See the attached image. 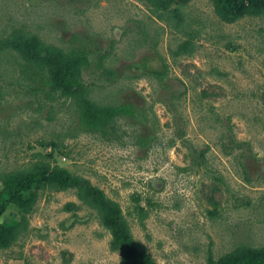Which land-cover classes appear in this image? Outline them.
<instances>
[{"label": "rangeland", "instance_id": "374dc122", "mask_svg": "<svg viewBox=\"0 0 264 264\" xmlns=\"http://www.w3.org/2000/svg\"><path fill=\"white\" fill-rule=\"evenodd\" d=\"M187 37L138 0H0V38L24 27L66 51H86L91 97L130 105L103 136L85 132L72 101L51 92L15 52L0 55V174L38 153L120 203L158 264H208L264 246V20L222 22L209 0L184 9ZM54 140L58 149L42 147ZM80 206L77 212L64 207ZM147 213L143 222L141 211ZM10 206L2 220L20 219ZM30 229L0 264H121L112 236L74 190L42 191Z\"/></svg>", "mask_w": 264, "mask_h": 264}, {"label": "trees", "instance_id": "16d2710c", "mask_svg": "<svg viewBox=\"0 0 264 264\" xmlns=\"http://www.w3.org/2000/svg\"><path fill=\"white\" fill-rule=\"evenodd\" d=\"M144 2L153 16L187 37L176 50L174 58L192 56L196 52L197 33L190 27L184 8L193 0H138ZM219 19L234 24L246 17L264 20V0H209ZM17 53L29 68L36 71L51 92L74 103L79 127L85 132L106 136L114 129L119 118L134 114L130 105L104 104L91 97L84 69L89 58L86 51H66L45 42L24 27L13 29L0 38V55ZM42 147L58 149L57 141H41ZM29 165L0 174V250L13 247L30 229L29 215L35 210L42 191L63 192L74 190L81 203L96 211L98 221L112 236L110 247L120 254L121 264H158L147 248L134 236L119 202L110 198L100 187L82 175L57 163L54 152L38 153ZM10 206L23 210L20 219L11 222L2 218ZM65 211L77 212L80 206L69 202ZM147 217L141 211L140 220ZM208 264H264V246L242 245L215 259L212 252Z\"/></svg>", "mask_w": 264, "mask_h": 264}]
</instances>
